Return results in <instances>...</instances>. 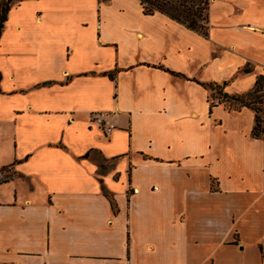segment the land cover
I'll return each instance as SVG.
<instances>
[{
	"label": "crops",
	"instance_id": "1",
	"mask_svg": "<svg viewBox=\"0 0 264 264\" xmlns=\"http://www.w3.org/2000/svg\"><path fill=\"white\" fill-rule=\"evenodd\" d=\"M207 32L139 0L10 5L0 264H264V133L203 85L252 90L264 0H210Z\"/></svg>",
	"mask_w": 264,
	"mask_h": 264
},
{
	"label": "trees",
	"instance_id": "2",
	"mask_svg": "<svg viewBox=\"0 0 264 264\" xmlns=\"http://www.w3.org/2000/svg\"><path fill=\"white\" fill-rule=\"evenodd\" d=\"M15 0L0 1V33L3 23L6 19V14L10 5ZM142 4L145 13L151 14L155 11L164 13L170 18L184 24L187 28L198 31L203 35H207V23L209 15L210 0H139ZM243 72H250L248 66L242 68ZM211 90H216L219 94L220 102L224 103V108L228 111L240 110L242 107H247L254 112V125L251 130L253 138H259L264 133V113L259 114L260 107L255 103H260V97L264 90V74H260L255 80L252 90L237 95H229L222 91L226 82L220 84L203 83ZM222 91V92H221ZM211 106L215 105L213 101ZM111 208L116 212V204L113 199L109 197Z\"/></svg>",
	"mask_w": 264,
	"mask_h": 264
},
{
	"label": "rangeland",
	"instance_id": "3",
	"mask_svg": "<svg viewBox=\"0 0 264 264\" xmlns=\"http://www.w3.org/2000/svg\"><path fill=\"white\" fill-rule=\"evenodd\" d=\"M2 1V0H0ZM17 0L13 1L16 2ZM244 66H247V65H244ZM251 73H253V76L251 74V78L254 77V80L257 79V77L260 75V74H264V66H258L254 63H251ZM246 78H240L239 80H235L234 82H232L230 85L231 87H236V85L240 84L242 86H246L247 82H246ZM222 92V91H221ZM208 100L211 102V101H218L219 103L220 102V98H219V94L216 90H211V89H208ZM260 100L261 102L260 103H255L256 106L260 107L261 111L259 112V114L262 116V114L264 113V90L262 92V96L260 97ZM224 103H222L223 105ZM223 108L222 107H218L217 111L215 112L216 115H220L221 116V113H222V110ZM222 134L220 133V136Z\"/></svg>",
	"mask_w": 264,
	"mask_h": 264
},
{
	"label": "built area",
	"instance_id": "4",
	"mask_svg": "<svg viewBox=\"0 0 264 264\" xmlns=\"http://www.w3.org/2000/svg\"><path fill=\"white\" fill-rule=\"evenodd\" d=\"M213 103L216 105V104H218L219 102H218V101H216V102L213 101ZM96 120H97L100 124L104 125L106 132H110V131L112 130V126H111L110 124H108V123L104 120L103 114H98L97 117H96Z\"/></svg>",
	"mask_w": 264,
	"mask_h": 264
}]
</instances>
